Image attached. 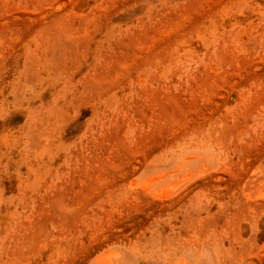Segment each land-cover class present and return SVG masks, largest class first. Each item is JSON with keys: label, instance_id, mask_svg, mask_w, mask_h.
I'll return each mask as SVG.
<instances>
[{"label": "rangeland", "instance_id": "obj_1", "mask_svg": "<svg viewBox=\"0 0 264 264\" xmlns=\"http://www.w3.org/2000/svg\"><path fill=\"white\" fill-rule=\"evenodd\" d=\"M112 253L264 264V0H0V264Z\"/></svg>", "mask_w": 264, "mask_h": 264}, {"label": "bare ground", "instance_id": "obj_2", "mask_svg": "<svg viewBox=\"0 0 264 264\" xmlns=\"http://www.w3.org/2000/svg\"><path fill=\"white\" fill-rule=\"evenodd\" d=\"M260 166H261V165H260ZM262 167H263V166H262ZM165 169H166V168H165ZM260 170H261V169H260ZM257 171H258V170H257ZM157 172H158V174H159V170L156 171V173H157ZM144 173H145V172H144ZM144 173H143V174H144ZM143 174H142V175H143ZM147 174H148V172H147ZM197 174H198V173H197ZM256 174H259V172H258V173L256 172ZM144 175H145V174H144ZM149 175H150V174H149ZM149 175H148V176H149ZM151 175H153L152 172H151ZM199 175H200V174H199ZM196 176H197V175H196ZM252 176H253V175H252ZM164 177H165V176H164ZM144 178H145V177H144ZM148 178H149V177H148ZM139 179H140V178H139ZM159 179H160V178H159ZM164 179H165V178H164ZM151 181H152V180H151ZM187 181H188V180H187ZM163 182H164V181H163ZM249 182H250V181H249ZM156 183H158V182H156ZM156 183H155V184H156ZM161 183H162V182H161ZM140 184H141V182H140ZM166 184H167V183H166ZM184 185H185V184H184ZM145 186H146V185H145ZM153 186H154V185H153ZM138 187H139V186H138ZM142 187H143V186H142ZM150 188H151V186H149V189H150ZM158 188H159V187H158ZM152 190H153V189H152ZM175 190H176V189H175ZM162 191H163V190H162ZM168 191H169V190H168ZM165 192H166V191H164L163 193H162V192H160V193H159V192H158V193L155 192V195H156L157 197H160V198H168V197L170 196V194H167V193H165ZM174 193H175V192H174ZM174 193H173V194H174ZM262 193H263V192H262ZM255 194H256V193H255ZM255 194H254V195H255ZM260 195H261V194H260ZM106 250H107V249H106ZM103 251H104V250H103ZM103 251H102V252H103ZM116 251H117V250H116ZM105 252H107V251H105ZM118 252H119V251H118ZM101 254H102V253H101ZM104 254H105V253H103L102 255H104ZM112 254H113V253H112ZM99 255H100V254H99ZM108 255H109V254H108ZM108 255L103 256V257L100 255L101 257H99V258H97V259L94 258L93 261H95V262L92 261L93 264H120V263H121V262L118 260L119 257L117 258V255H118L117 253H116V254L114 253V254L112 255V257L115 255V256H114V259H113V260H114V263L111 262V259H110L111 257H110V258L107 257ZM109 259H110V260H109ZM113 260H112V261H113ZM121 264H122V263H121ZM176 264H183V262H182V261H178Z\"/></svg>", "mask_w": 264, "mask_h": 264}]
</instances>
